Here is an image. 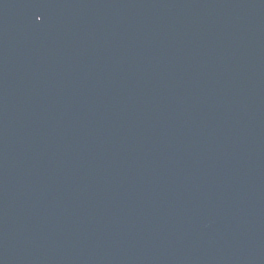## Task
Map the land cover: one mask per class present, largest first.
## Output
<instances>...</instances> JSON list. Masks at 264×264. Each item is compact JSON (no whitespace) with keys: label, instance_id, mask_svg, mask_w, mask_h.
<instances>
[{"label":"water","instance_id":"95a60500","mask_svg":"<svg viewBox=\"0 0 264 264\" xmlns=\"http://www.w3.org/2000/svg\"><path fill=\"white\" fill-rule=\"evenodd\" d=\"M0 264H264V0H0Z\"/></svg>","mask_w":264,"mask_h":264}]
</instances>
